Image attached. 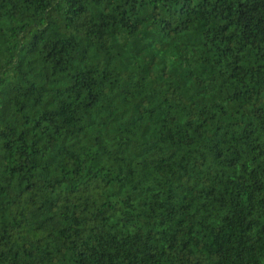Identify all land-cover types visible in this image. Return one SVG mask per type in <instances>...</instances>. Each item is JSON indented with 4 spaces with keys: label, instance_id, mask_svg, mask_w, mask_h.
I'll return each mask as SVG.
<instances>
[{
    "label": "trees",
    "instance_id": "16d2710c",
    "mask_svg": "<svg viewBox=\"0 0 264 264\" xmlns=\"http://www.w3.org/2000/svg\"><path fill=\"white\" fill-rule=\"evenodd\" d=\"M0 264H264V0H0Z\"/></svg>",
    "mask_w": 264,
    "mask_h": 264
}]
</instances>
